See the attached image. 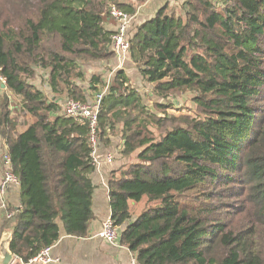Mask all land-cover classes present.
<instances>
[{
  "label": "trees",
  "instance_id": "trees-1",
  "mask_svg": "<svg viewBox=\"0 0 264 264\" xmlns=\"http://www.w3.org/2000/svg\"><path fill=\"white\" fill-rule=\"evenodd\" d=\"M147 1L0 0V70L17 102L0 106V147L21 199L7 206L9 250L24 264L55 245L59 223L67 236L89 234L87 125L63 105L99 94L100 141L116 131L122 156L136 155L108 180L121 245L140 264H264V0H185L132 21L128 56L152 110L122 69L79 84L83 65L115 56L111 7L134 16ZM38 71L53 99L31 83ZM185 93L193 114L175 116L171 99ZM131 204H142L134 219Z\"/></svg>",
  "mask_w": 264,
  "mask_h": 264
},
{
  "label": "crops",
  "instance_id": "crops-1",
  "mask_svg": "<svg viewBox=\"0 0 264 264\" xmlns=\"http://www.w3.org/2000/svg\"><path fill=\"white\" fill-rule=\"evenodd\" d=\"M184 2L185 0H148L137 8L133 16V23L137 24L149 20L165 5L173 9L175 6L179 7ZM107 28L111 31L116 30L114 24L108 25ZM93 66L99 67L98 70L104 69L103 73H100L102 76L105 70L106 72L111 71L109 76H114L118 70L122 69L130 78L137 77L141 80L140 75L133 67L128 55H126L123 60H119L116 56H113L109 61L98 62L93 64ZM109 138L110 140L113 139L112 137ZM115 140L117 142H112L108 149H103L101 145L99 151L102 157L110 154L112 156V162H102L100 167L95 168L90 176L94 187L91 204L94 219L89 224V234L85 238L67 236L62 224L59 223L60 238L55 245H53L51 250L52 258L57 260V262L53 264H130V260L134 255L126 247H113L95 236L101 230L103 222L110 217L109 177L111 173L117 172L120 168L128 164L127 159L117 155L118 147L116 144L120 146L119 150H122V143L120 145L119 140ZM2 152L5 153V150L0 147V158L3 154ZM2 177L3 167L0 163V180ZM20 205L19 186L9 187L5 196H0V250L3 246H7L14 227L13 221L7 218L9 214L7 212V206L18 208ZM137 206L138 205L131 204L133 219L136 218L138 214L134 211V208H137ZM12 264L24 263H21L14 257Z\"/></svg>",
  "mask_w": 264,
  "mask_h": 264
},
{
  "label": "built area",
  "instance_id": "built-area-1",
  "mask_svg": "<svg viewBox=\"0 0 264 264\" xmlns=\"http://www.w3.org/2000/svg\"><path fill=\"white\" fill-rule=\"evenodd\" d=\"M109 15L115 22L116 30L112 36V50L119 60H123L129 52L128 32L132 25L133 16L119 10L116 7H111ZM0 85L6 89V80L1 75L0 70ZM103 94L97 95L93 101L89 103H81L68 99L63 105V114L65 117L71 119L76 124L87 125V137L90 147V159L95 168H99L102 162H112L110 154L102 157L100 150V135H99V108ZM1 146V143H0ZM0 163L3 167V177L0 180V196H5L7 190L11 186H19L18 178L11 171V160L7 153H4L0 158ZM11 214L7 215L10 219ZM121 228L114 225L110 217H108L102 224L101 230L95 235L105 243L113 247H121ZM52 247L41 250L35 257L29 260L26 264H53L54 260L51 256ZM20 261V260H19ZM21 262V261H20ZM22 263V262H21ZM130 264H140L135 256L130 260Z\"/></svg>",
  "mask_w": 264,
  "mask_h": 264
},
{
  "label": "rangeland",
  "instance_id": "rangeland-1",
  "mask_svg": "<svg viewBox=\"0 0 264 264\" xmlns=\"http://www.w3.org/2000/svg\"><path fill=\"white\" fill-rule=\"evenodd\" d=\"M175 9L177 8V11L179 10L177 6L174 7ZM115 23V22H113ZM93 62L91 63H86L85 65H83V74L85 75L86 77V80L84 82H79V84L82 83V86L85 88V89H88V81L91 77L92 74H100V73H103L104 69H99V67L97 66H93ZM108 69V68H106ZM111 73V71H108L104 72V75L102 76L103 79L106 81V83L110 82L112 80V78L114 76H109V74ZM102 75V74H100ZM31 83L37 88V89H40L48 99H53L52 98V95H53V92H51V89L50 87L48 86V83H49V79H48V73L46 72H43V71H38L35 78L31 80ZM129 88L132 89V90H136L140 95H141V98L143 100V103L150 109L152 110V106H153V101L150 102V99L151 100H156L157 99L155 97L152 98V95H151V86L145 82H143L142 80H140L139 78L137 77H131L130 78V83H129ZM193 95L191 93H185L183 95H179L177 97V99H171V101L174 102V104L176 105L174 110H171V112L174 113L175 116H180V115H184V114H189V115H192V111L195 109V105L192 101L193 99ZM8 101L9 102V106L10 108L12 109V107H16V101H15V98L11 97L9 95V93L6 91V89H2L1 88V85H0V106L4 103V101ZM159 102H161V100H159ZM64 103V100L63 98L59 99V104H60V107L62 106V104ZM263 111H264V104L263 105H260L259 106ZM170 112V113H171ZM26 122L27 123H31L32 122V119L31 118H28L26 119ZM112 137L113 139H109V142L106 144L105 143V138L104 140H102L101 142V145H102V148L103 149H108L110 148V144L112 142L116 143L117 141L115 139H118L119 140V143L121 145L122 143V140L120 138V134L116 131L113 132V135L110 136ZM0 142H1V139H0ZM2 145V143H1ZM103 146H106V147H103ZM116 146L118 147L117 148V155L124 158V159H127L128 161V164H130L131 162H134L135 161V154L132 155L131 157H123L121 156L122 154V150H119V145L116 144ZM122 148H123V143H122ZM102 149V150H103ZM224 201H227V200H224ZM142 205V204H141ZM141 205L137 206V208H134V211L136 213H139L140 210L142 209ZM238 221H236L237 223ZM235 224V223H234Z\"/></svg>",
  "mask_w": 264,
  "mask_h": 264
},
{
  "label": "water",
  "instance_id": "water-1",
  "mask_svg": "<svg viewBox=\"0 0 264 264\" xmlns=\"http://www.w3.org/2000/svg\"><path fill=\"white\" fill-rule=\"evenodd\" d=\"M2 88L4 89V87L2 86ZM12 236L10 237L7 246H3L0 250V264H12V262L14 261V255L11 253V251L9 250V243L11 241Z\"/></svg>",
  "mask_w": 264,
  "mask_h": 264
}]
</instances>
